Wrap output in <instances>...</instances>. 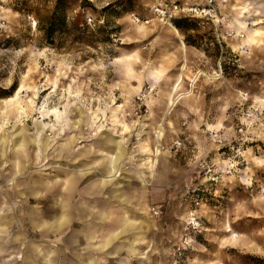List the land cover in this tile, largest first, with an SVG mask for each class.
Listing matches in <instances>:
<instances>
[{
    "label": "rangeland",
    "instance_id": "374dc122",
    "mask_svg": "<svg viewBox=\"0 0 264 264\" xmlns=\"http://www.w3.org/2000/svg\"><path fill=\"white\" fill-rule=\"evenodd\" d=\"M153 1L65 0L51 42L57 0H0V264H172L197 194L214 251L244 238L249 264H264V0H216L218 19L173 23ZM108 136L126 150L122 189L136 225L104 248L88 230L109 201L107 174L89 150ZM77 158L92 170H77ZM68 177L63 232L54 187ZM111 204L119 220L125 203ZM196 252L184 264H247L189 260Z\"/></svg>",
    "mask_w": 264,
    "mask_h": 264
},
{
    "label": "crops",
    "instance_id": "0c3cea01",
    "mask_svg": "<svg viewBox=\"0 0 264 264\" xmlns=\"http://www.w3.org/2000/svg\"><path fill=\"white\" fill-rule=\"evenodd\" d=\"M240 13H242L240 16L243 15V12L249 11V7L247 6H241ZM254 35L256 32H258V29L252 30ZM254 37V36H252ZM244 40V39H243ZM253 41V40H251ZM250 41V42H251ZM246 42V41H245ZM246 42V43H250ZM254 42V41H253ZM178 46V42H177ZM185 52H187V45H184L182 48ZM180 50V49H179ZM71 145L72 141L67 140L64 143L61 144L59 151V154L61 156H65L66 153H69L71 151ZM106 151L101 157L100 152ZM89 152L94 156L96 159V162H99L104 170L106 171V176L103 178V186L108 189V202L99 209L97 212H91L89 215L90 218L98 221L101 223L100 225H96V227L93 229L88 230V234L95 238V233H100V240H101V247H108L113 244L115 239L119 238L120 236L124 234H129L134 228L135 225L130 217L127 216V211L130 209L128 208V203L130 202V197L128 196V193H124V189H122L123 183L122 181L125 179V175L122 169L123 162L122 160L125 158L126 150L124 146L122 145V140H120V137L115 136H108L106 140L104 141L103 147H100L99 149L94 148L89 150ZM81 159H76L75 163L77 164ZM82 163V161H80ZM92 164L82 163V165H77L76 169L79 170L82 173L91 171ZM62 171L66 173V175L69 174L67 170H69L68 165L60 168ZM96 184H93V186ZM54 186H50V188H53ZM74 188L73 181L71 178L68 177V180L65 183H62L61 188H58V186L54 187V190L59 192V196L57 199V204L59 203V206L62 207V211L60 213V223L62 222V230L65 232L70 224V213L68 212L69 206H70V198H71V191ZM113 200H122L125 204L123 205V215L117 220V216L115 215L117 212L115 211L114 206L111 204ZM182 211L185 210L184 203L185 199L183 195L179 198ZM127 207V208H126ZM223 209L225 207L223 206ZM116 216V217H115ZM115 217V218H114ZM110 220V221H109ZM109 221V222H108ZM215 226H207V228H214ZM202 229L200 232L196 233L195 241H194V248L192 250L196 249V255L189 256L188 259H204L206 261L208 260H217V259H224L223 261H226V259H244L247 264L249 262L254 263L252 259H256L253 257L254 253L251 249H249L247 246L246 239H242V241H239L238 243H232V245H225L224 242L227 240L230 241L228 236L230 235L229 229L226 230L222 227V231H224L225 236L223 238L228 237L227 239H223L221 242L219 241V245L216 247L217 250L214 251V245L212 242L211 237V230L209 229ZM221 228V227H220ZM235 230V228H234ZM77 239L80 236V233H77ZM82 240L84 238L87 239L86 236H80ZM203 239V240H202ZM223 243V244H222ZM241 252L238 255L239 251ZM222 261V260H220ZM225 263V262H224ZM210 264V263H207Z\"/></svg>",
    "mask_w": 264,
    "mask_h": 264
},
{
    "label": "built area",
    "instance_id": "2783aa9c",
    "mask_svg": "<svg viewBox=\"0 0 264 264\" xmlns=\"http://www.w3.org/2000/svg\"><path fill=\"white\" fill-rule=\"evenodd\" d=\"M151 8L164 19L171 21L176 16L182 15L204 16L212 19L219 17L216 0H154ZM206 201L207 198L199 196V194L193 198L194 206L187 211L186 223L173 249L172 264H184L188 251L194 248L196 233L202 230L197 206L206 203Z\"/></svg>",
    "mask_w": 264,
    "mask_h": 264
},
{
    "label": "trees",
    "instance_id": "16d2710c",
    "mask_svg": "<svg viewBox=\"0 0 264 264\" xmlns=\"http://www.w3.org/2000/svg\"><path fill=\"white\" fill-rule=\"evenodd\" d=\"M64 2L65 0H57L56 7L46 22L45 33L51 42H53L54 33L61 27L65 26L67 22V12L65 10L66 6L64 5ZM174 23L180 28L193 27L186 18L174 19Z\"/></svg>",
    "mask_w": 264,
    "mask_h": 264
},
{
    "label": "bare ground",
    "instance_id": "6f19581e",
    "mask_svg": "<svg viewBox=\"0 0 264 264\" xmlns=\"http://www.w3.org/2000/svg\"><path fill=\"white\" fill-rule=\"evenodd\" d=\"M165 22H172L171 20H166ZM242 33V32H241ZM240 33V34H241ZM243 36H244V34H243ZM245 38V36L243 37V39ZM252 36H249L247 39L249 40V41H251L252 40ZM245 45V44H244Z\"/></svg>",
    "mask_w": 264,
    "mask_h": 264
}]
</instances>
